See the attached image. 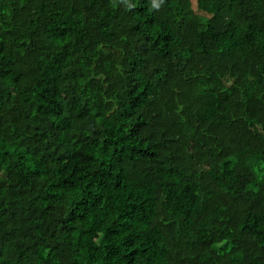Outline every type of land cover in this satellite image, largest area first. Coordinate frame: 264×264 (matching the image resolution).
Instances as JSON below:
<instances>
[{"label":"trees","instance_id":"16d2710c","mask_svg":"<svg viewBox=\"0 0 264 264\" xmlns=\"http://www.w3.org/2000/svg\"><path fill=\"white\" fill-rule=\"evenodd\" d=\"M0 264H264V0H0Z\"/></svg>","mask_w":264,"mask_h":264},{"label":"clouds","instance_id":"9594fccd","mask_svg":"<svg viewBox=\"0 0 264 264\" xmlns=\"http://www.w3.org/2000/svg\"><path fill=\"white\" fill-rule=\"evenodd\" d=\"M159 6H160L159 3L154 2V7L159 8Z\"/></svg>","mask_w":264,"mask_h":264}]
</instances>
